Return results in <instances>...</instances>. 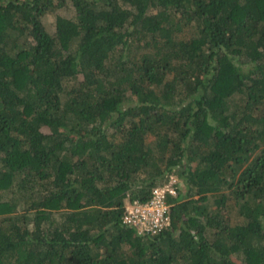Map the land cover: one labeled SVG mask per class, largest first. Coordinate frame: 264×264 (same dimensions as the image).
Returning a JSON list of instances; mask_svg holds the SVG:
<instances>
[{
    "label": "trees",
    "instance_id": "obj_1",
    "mask_svg": "<svg viewBox=\"0 0 264 264\" xmlns=\"http://www.w3.org/2000/svg\"><path fill=\"white\" fill-rule=\"evenodd\" d=\"M67 1L0 0V264H264V0H70L49 33ZM172 170L169 225L124 224Z\"/></svg>",
    "mask_w": 264,
    "mask_h": 264
},
{
    "label": "built area",
    "instance_id": "obj_2",
    "mask_svg": "<svg viewBox=\"0 0 264 264\" xmlns=\"http://www.w3.org/2000/svg\"><path fill=\"white\" fill-rule=\"evenodd\" d=\"M167 181L154 187L148 201H127L124 205L122 221L138 233H155L170 223V203L168 196H176L180 181L175 175H169Z\"/></svg>",
    "mask_w": 264,
    "mask_h": 264
},
{
    "label": "rangeland",
    "instance_id": "obj_3",
    "mask_svg": "<svg viewBox=\"0 0 264 264\" xmlns=\"http://www.w3.org/2000/svg\"><path fill=\"white\" fill-rule=\"evenodd\" d=\"M56 15H60V16L67 17V18L73 17L75 15V11H74V7L72 6L71 1L68 0L66 2V4L62 8L57 9L54 12H49V13L44 15L42 21H43V24H44L46 30L49 33H53L54 32V20H55V16ZM169 174L177 176L178 180L180 182L182 181L180 176H178V173L175 170H172L170 173H168V175ZM165 178L166 177L163 178L164 181L162 180L163 183L167 181V180H165ZM212 197H216V195H212ZM229 202H230V204H232L233 200L231 198H229ZM230 212H231V216H232L231 217V221H232L233 224L238 223V222L241 221V218L238 216L237 208L235 206H231L230 207Z\"/></svg>",
    "mask_w": 264,
    "mask_h": 264
}]
</instances>
